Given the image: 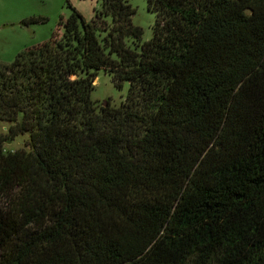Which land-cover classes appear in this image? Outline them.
Returning a JSON list of instances; mask_svg holds the SVG:
<instances>
[{
  "label": "trees",
  "instance_id": "obj_1",
  "mask_svg": "<svg viewBox=\"0 0 264 264\" xmlns=\"http://www.w3.org/2000/svg\"><path fill=\"white\" fill-rule=\"evenodd\" d=\"M145 5L146 41L100 0L0 63V264H264V0Z\"/></svg>",
  "mask_w": 264,
  "mask_h": 264
},
{
  "label": "rangeland",
  "instance_id": "obj_2",
  "mask_svg": "<svg viewBox=\"0 0 264 264\" xmlns=\"http://www.w3.org/2000/svg\"><path fill=\"white\" fill-rule=\"evenodd\" d=\"M134 13L131 23L142 30L141 40L151 37L154 15L146 10L145 0H126ZM74 8L89 22L95 11L100 9V0H0V63L8 64L19 54L24 55L27 48L48 40L52 33L59 36L61 25L70 9ZM33 20V21H30ZM108 22V18L105 19ZM101 36V35H100ZM127 91V82L116 88L108 73L98 70L89 92L90 100L99 105L108 99L112 107L119 106ZM7 123H0V133H5ZM27 135H18L2 143L4 153L25 146Z\"/></svg>",
  "mask_w": 264,
  "mask_h": 264
}]
</instances>
